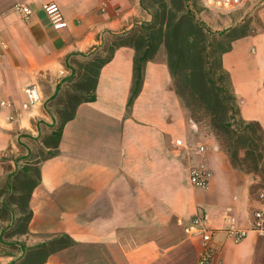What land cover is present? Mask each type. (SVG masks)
<instances>
[{
	"label": "crops",
	"instance_id": "0c3cea01",
	"mask_svg": "<svg viewBox=\"0 0 264 264\" xmlns=\"http://www.w3.org/2000/svg\"><path fill=\"white\" fill-rule=\"evenodd\" d=\"M46 2L58 4L65 26L50 24ZM17 3L32 13L24 17L14 10ZM254 15L258 28L232 40L221 58L240 117L264 129V1ZM147 20L140 0H0V102L10 103L0 107V181L47 150L41 140L57 124L55 97L73 80V59ZM134 53L131 46L115 49L100 68L95 99L76 106L58 153L39 163L28 233L16 244L34 246L61 233L74 239L44 264H196L201 240L183 226L199 213L214 229V264H264V232L252 225L264 198L250 195L252 174L233 167L214 137L198 131L163 49L145 62L128 105ZM32 83L41 99L23 108L24 87ZM200 164L211 173L203 189L189 180ZM232 222L244 231L239 240L225 231ZM20 255L0 252V264Z\"/></svg>",
	"mask_w": 264,
	"mask_h": 264
},
{
	"label": "trees",
	"instance_id": "16d2710c",
	"mask_svg": "<svg viewBox=\"0 0 264 264\" xmlns=\"http://www.w3.org/2000/svg\"><path fill=\"white\" fill-rule=\"evenodd\" d=\"M188 3L189 0H140L142 9L146 13L150 11V20L142 21L128 32L108 35L84 59H73L76 69L72 81L75 82L68 96L74 99L71 111L41 140L47 150L41 149L34 159L25 161L0 181V244L5 243L3 238L28 233L32 218L29 200L40 182L39 163L58 153L64 123L74 116L80 102L95 99L100 68L120 46H131L135 51L134 84L128 105L139 91L145 62L153 60L162 47L175 91L190 119L197 127L205 120L232 166L257 178V185L252 182L249 191L252 197L261 199L259 194L255 196V188L264 191V129L258 122L240 117L231 78L221 58L222 53L230 49L232 40L249 31L232 34L236 26L229 33H215L196 19ZM215 34H219L221 40L214 42ZM14 207L20 208L19 211ZM5 221L8 223L3 226ZM74 243L72 237L61 233L34 246L23 242L6 244L12 248L16 245L21 251L19 258L9 264H44L49 255Z\"/></svg>",
	"mask_w": 264,
	"mask_h": 264
},
{
	"label": "built area",
	"instance_id": "2783aa9c",
	"mask_svg": "<svg viewBox=\"0 0 264 264\" xmlns=\"http://www.w3.org/2000/svg\"><path fill=\"white\" fill-rule=\"evenodd\" d=\"M243 1L244 0H201V3L209 10L230 12L238 8ZM42 7L50 24L54 28L65 26L66 22L64 15L57 3L46 2ZM14 10L20 12L24 17H28L32 13V9L29 6L20 3L14 5ZM24 95L25 100L22 103L23 108L38 103L41 99L39 88L34 83L24 87ZM9 105V102H0V107ZM210 176V171L201 164L192 167L189 171L190 183L201 189L207 187ZM259 196L260 198H264V191H261ZM252 225L254 229L264 232V209L254 210ZM225 231L232 235L235 240H239L244 235V231L237 228L233 222L226 227ZM183 232L186 235L198 236L201 240V249L198 253L196 264H214L215 247L212 240L214 229L206 225L204 215L199 213L194 215L189 222L184 224Z\"/></svg>",
	"mask_w": 264,
	"mask_h": 264
},
{
	"label": "rangeland",
	"instance_id": "374dc122",
	"mask_svg": "<svg viewBox=\"0 0 264 264\" xmlns=\"http://www.w3.org/2000/svg\"><path fill=\"white\" fill-rule=\"evenodd\" d=\"M264 0H244L243 3L236 9L230 12H218L214 10L206 9L200 0H189V3L192 8V13L196 17L197 20L201 21L206 27L210 28L212 31L219 32L220 29H224L225 26H228L234 22L237 23L236 30L232 34H238L242 32V30L251 31L253 29L258 28V20L254 15V9ZM170 4H168L169 7ZM150 12V11H148ZM147 12V14H148ZM232 15L238 16L237 19H233ZM151 16L148 14V20H150ZM221 40L219 34L214 35V42ZM162 49V47H161ZM76 67V66H75ZM72 83L66 85L65 87L61 88L59 94L56 97V115L57 120L60 121L62 117L66 116L71 111V106L73 104L74 99L68 98L69 94L73 92ZM198 131L202 134H209L212 135L215 139V135L209 131L208 126L206 125L205 120H202L200 125L198 126ZM216 140V139H215ZM45 152H42L44 155ZM242 155V153H241ZM22 165V164H21ZM253 176V174H252ZM254 178V176H253ZM253 184L257 185V178H254ZM254 185V188H255ZM262 191V189L255 188V196ZM16 212H18L20 208H16ZM8 221L4 222L5 226ZM19 236H12L3 238L5 243L0 244V252H11L16 251L17 246L15 245L13 248L6 245V244H15L18 243L17 238ZM14 249V250H13ZM17 257L16 259H18Z\"/></svg>",
	"mask_w": 264,
	"mask_h": 264
}]
</instances>
